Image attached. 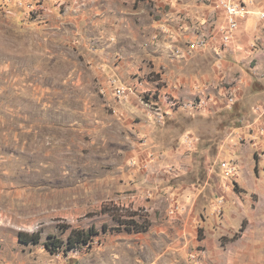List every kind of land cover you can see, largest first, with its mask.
<instances>
[{"label":"rangeland","instance_id":"374dc122","mask_svg":"<svg viewBox=\"0 0 264 264\" xmlns=\"http://www.w3.org/2000/svg\"><path fill=\"white\" fill-rule=\"evenodd\" d=\"M158 3L0 0V264H264V99H256L264 84L254 79L240 94L237 81L221 78L186 97L177 78L207 72L215 56L203 50V36L178 47L171 28L156 31ZM163 33L169 57L194 59L178 68L152 58L165 51L158 50ZM237 47L238 38L225 48ZM127 48L142 51L145 72L124 62ZM104 63L117 64L111 98L100 79ZM123 84L137 85L141 103L168 110L162 123L151 124L168 125L189 155H203L180 177L206 187L183 254L173 233L157 232L159 196L122 187L123 172L136 165L130 155L136 135L112 118L120 100L114 88ZM202 92L205 109L171 110L166 103ZM228 95L235 96L232 107ZM188 133L198 139L192 148L184 143ZM147 139L139 136L140 143ZM167 211L172 216L183 207ZM78 231L87 242L75 241Z\"/></svg>","mask_w":264,"mask_h":264},{"label":"crops","instance_id":"0c3cea01","mask_svg":"<svg viewBox=\"0 0 264 264\" xmlns=\"http://www.w3.org/2000/svg\"><path fill=\"white\" fill-rule=\"evenodd\" d=\"M244 1L254 13L249 14L241 21V27L237 33L238 47L235 51H229L222 44V28L226 24V14L220 0H159L160 15L157 20L153 21V26L157 28L156 31L171 28L174 34L173 44L178 47L184 46L188 41L199 40L203 36L204 39H207L206 48L203 50L215 56V60L209 63L207 72L178 75L179 78L176 82L179 84L178 86L183 87L184 85L183 91L185 92L183 93L187 94L186 97L194 98L198 88L202 87L204 83L217 82L221 78H226L229 82L237 81L240 94L251 87L254 79L260 84H264V25L260 24L256 15V11L264 9V0ZM158 33L162 32L158 31ZM163 34L158 40V50L163 49L165 51H157L151 55L152 58H156L158 63L165 61L169 63L167 65H174L179 68L181 60L185 59L183 63L186 64L187 61L190 62L194 59L193 56L169 57L167 53L169 50L166 46L170 40H168V33ZM131 35L133 37V32ZM140 41L142 44L143 41ZM126 50L127 56L124 62L136 65L137 68L132 70L145 72L146 69L141 68L143 61L138 56L139 53L140 55L143 54L142 51L128 48ZM102 65L110 68L105 67L104 72H100V79L107 95L111 98L109 83L111 85L112 81L116 79L115 77H118L115 72L118 70L117 64L104 63ZM121 75L125 76V74ZM126 75L132 76L133 73ZM138 87L144 86L140 84ZM256 99H264V88L261 89V85L256 88ZM115 100L114 105L119 114L117 116L112 115L113 120H117L123 130L130 135H136L131 138V142L134 143L130 151L136 165L122 174L124 178H130L132 182L127 183L125 179L123 184L126 183V186L122 187L131 188L143 194L150 192L151 197L159 196L161 211H159L158 216L155 214L154 218V222L158 226L157 232L160 236L164 234L170 238H172L171 233H173L176 238L172 243L180 254H183L187 243L194 237L195 226L199 220L195 212L197 196L206 187L202 188L200 183L181 182L180 177L185 170L194 168L196 166L194 160L203 155L198 154L197 156L196 153L193 156L189 155L187 147L182 143L181 134L179 132L173 134L172 131H168V125L155 126V124H151L154 122L155 113L142 104L134 92L128 94L124 99ZM140 133L148 136L147 142L140 143ZM231 146L234 148L235 145L232 143ZM202 152L207 156L209 150L204 149ZM244 152L248 151L244 149ZM166 195H169L173 202H168ZM175 205L178 209L183 207V211L174 213L175 210L173 211L174 214L170 216L167 210ZM151 239L152 242L155 241L154 237Z\"/></svg>","mask_w":264,"mask_h":264},{"label":"built area","instance_id":"2783aa9c","mask_svg":"<svg viewBox=\"0 0 264 264\" xmlns=\"http://www.w3.org/2000/svg\"><path fill=\"white\" fill-rule=\"evenodd\" d=\"M222 6L227 15V24L222 29L223 34V46L230 47L236 43V32L241 26L240 19L247 17L251 11L245 7L243 3L236 2L235 0H222ZM256 15L258 16V20L260 24L264 25V9H260L256 11ZM113 83H115L113 81ZM136 84L132 85H118L114 88V92L118 99L125 98L128 94L133 93ZM145 98V97H144ZM142 104L146 107L150 108L155 113V120L158 123H162L167 114L168 110L164 109L161 105L153 101L152 103L146 101L142 98ZM236 102L234 95H228L225 99V104L229 107H232ZM166 103H169V109L175 110L177 107H184L186 109H205L207 107V99L204 97V93L202 92L199 98L196 100H187V99H174L167 97ZM198 139L194 137L192 133H188L184 137V143L189 147H193L197 144ZM230 166V165H229ZM230 170H235V165H231L229 167Z\"/></svg>","mask_w":264,"mask_h":264},{"label":"trees","instance_id":"16d2710c","mask_svg":"<svg viewBox=\"0 0 264 264\" xmlns=\"http://www.w3.org/2000/svg\"><path fill=\"white\" fill-rule=\"evenodd\" d=\"M77 236L78 237L75 239L76 242H80V241L87 242L86 235H85V233L83 231H78L77 232ZM69 239H70V242H71L72 238H69Z\"/></svg>","mask_w":264,"mask_h":264}]
</instances>
